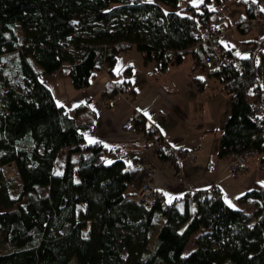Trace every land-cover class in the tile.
Listing matches in <instances>:
<instances>
[{
	"label": "trees",
	"instance_id": "16d2710c",
	"mask_svg": "<svg viewBox=\"0 0 264 264\" xmlns=\"http://www.w3.org/2000/svg\"><path fill=\"white\" fill-rule=\"evenodd\" d=\"M190 1L0 0V57L13 55L3 71L18 70L22 77L19 88L0 82V264H264V184L255 183L240 197L256 203L251 214L201 192L187 193L170 208L156 201L145 209L125 199L137 169L121 159L105 162L123 146L86 142L83 125L41 81L61 73L74 89H82L101 72L98 61L111 67L130 46L144 62L155 61L159 71L177 66L185 55L193 70L206 52V46H194L197 29L215 26L213 10ZM214 1L231 2L242 18L264 11L261 0ZM261 45L264 36L244 58L221 46L220 68L207 75L230 100L219 138L222 154L253 148L264 161V119L256 125L250 116L252 103L258 110L263 103L264 54L259 60L254 56ZM108 75L113 78L110 70ZM194 80L201 87L202 81ZM132 127L157 139L139 115L132 117ZM61 149L66 155L55 173ZM7 163L15 168L9 179L1 168ZM160 218L163 224L148 250ZM192 235L195 247L184 252Z\"/></svg>",
	"mask_w": 264,
	"mask_h": 264
},
{
	"label": "crops",
	"instance_id": "0c3cea01",
	"mask_svg": "<svg viewBox=\"0 0 264 264\" xmlns=\"http://www.w3.org/2000/svg\"><path fill=\"white\" fill-rule=\"evenodd\" d=\"M185 56L177 66L159 71L155 61L144 62L134 46L119 52L110 71L116 82L126 86V91L109 106L102 105V100L112 94L110 80L103 72L78 90L61 73L41 76V81L54 101L73 115L77 124L83 125L80 133L86 142L123 146L122 151L107 159H121L128 168L137 169L136 177L128 185V195L134 194L142 182L168 200L213 188L228 208L249 214L256 203L240 197L255 183L264 184V161L255 154L245 160L244 169L236 178L226 174L219 138L229 116L230 100L216 78L196 67L192 70L191 57ZM194 78L202 81L201 87ZM134 115L142 118L144 126L154 131L152 138L164 143L167 149L182 148L193 157H160L144 144L142 133L134 131ZM259 115L264 119V102ZM56 158L55 173L62 167L61 164L56 169ZM163 221L160 218L152 230L148 250L153 248ZM194 247L187 249L186 243L184 252Z\"/></svg>",
	"mask_w": 264,
	"mask_h": 264
},
{
	"label": "built area",
	"instance_id": "2783aa9c",
	"mask_svg": "<svg viewBox=\"0 0 264 264\" xmlns=\"http://www.w3.org/2000/svg\"><path fill=\"white\" fill-rule=\"evenodd\" d=\"M190 1V0H185ZM261 6L264 8V0L259 1ZM264 23V11L255 14L251 18H241L239 21L234 23L230 28H236L238 30H243L247 26L249 28L257 26L259 24ZM226 27L223 23L215 26L214 28H211L208 32L203 33L202 29H198L197 32V42L194 44L195 47H202L206 46V52H203L202 62L201 64L196 66V69L202 71L205 74L213 73L216 70H219L220 68V62H221V53H222V47L215 41L216 35H218L217 31L224 30ZM99 70L106 74L110 80V85L112 88V94L104 98L102 100L103 106H109L110 103L114 102L118 97H120L125 91L126 86L122 83L116 82L113 78L109 77L108 72L110 70V67L107 66L103 61H98L96 63ZM236 71H240L241 66L239 65L238 61H234L233 64ZM260 101L264 102V90L260 92ZM257 102H253L251 105V108L254 109V111L251 113V118L254 120L256 125L261 124V117L259 115V110L257 108ZM262 125V124H261ZM255 135H251V139L254 138ZM261 136L263 137L264 134L261 133ZM143 142L145 145L150 146L152 149L156 150L158 154L172 155L174 158L184 157L191 159L193 156L188 150H184L182 148H172L167 149L164 146V143L160 142L158 139H147L145 136H143ZM222 149H224L222 147ZM257 154L256 149L253 148H243L239 152H226L224 153V157L226 159V165H225V172L227 175H229L232 178H236L244 169V162L245 160L250 157ZM6 167H12L13 174L15 173V168L12 163H7L1 166L3 168V173L5 178L9 179V174L4 170ZM212 196L216 197L217 193L213 188H210L206 190L205 192L201 193V196ZM126 200L133 201L136 204L140 205L141 207L145 209H150L156 201H159L163 204L165 208H170L173 204L180 202L182 199L177 198L173 200H168L164 198L160 193H155L150 186L146 182H142L137 189V191L134 194L128 195L125 197Z\"/></svg>",
	"mask_w": 264,
	"mask_h": 264
},
{
	"label": "rangeland",
	"instance_id": "374dc122",
	"mask_svg": "<svg viewBox=\"0 0 264 264\" xmlns=\"http://www.w3.org/2000/svg\"><path fill=\"white\" fill-rule=\"evenodd\" d=\"M190 2L192 4L204 2L206 6L210 8V10H213V13L211 15V21L213 25L217 26L223 23L226 26L223 27L225 28L224 30H221L219 32L217 31L218 41L225 48L232 47L235 56L238 58L247 57L252 49L253 44L259 42L260 39H262V37L264 36V26L261 24H259L258 26L251 27L246 34H242L236 28H230L234 23H236L243 17L242 10L240 8L235 7L234 4H232L231 2L230 3L225 2L223 6L216 5L214 0H191ZM202 32L205 33L206 31L202 30ZM261 54H264V45H261L260 47L255 49L254 51L255 59L259 60ZM0 58H1L0 68L2 67V71L0 72V82L5 81V85L14 88H19L20 83L22 82V77L20 76L19 71L18 70H13L9 72L7 71L8 70L7 68H9L13 63V55H3ZM187 60H188V56H185L184 59L185 65ZM4 66H7V68L5 67L6 68L5 71H3ZM65 78L67 79L66 76ZM67 81H69V79H67ZM61 150L62 151L58 153L55 161L56 169L60 167L66 155V149H61ZM105 162L108 163L109 159L106 158ZM12 169H13L12 167H6L4 172L6 171L9 174V176H11L13 174ZM13 176L14 174L9 178H12ZM13 191H15V184H12V192ZM41 193L44 194L45 189H43ZM193 209H195V204L193 205ZM254 210L255 209L251 210L249 214H251ZM194 245H195V235H192L188 239L187 249L190 246L192 247ZM2 246L3 245L0 241V249L3 248ZM147 248H150V244L149 245L147 244Z\"/></svg>",
	"mask_w": 264,
	"mask_h": 264
},
{
	"label": "bare ground",
	"instance_id": "6f19581e",
	"mask_svg": "<svg viewBox=\"0 0 264 264\" xmlns=\"http://www.w3.org/2000/svg\"><path fill=\"white\" fill-rule=\"evenodd\" d=\"M258 26V25H257ZM246 29V28H245ZM198 30V29H197ZM203 30V29H202ZM219 32V31H218ZM218 36H216L215 40L217 39ZM218 42V41H217ZM222 58V57H221ZM234 58V57H233ZM234 62V61H233ZM154 206V205H153Z\"/></svg>",
	"mask_w": 264,
	"mask_h": 264
},
{
	"label": "snow or ice",
	"instance_id": "6c2138e0",
	"mask_svg": "<svg viewBox=\"0 0 264 264\" xmlns=\"http://www.w3.org/2000/svg\"><path fill=\"white\" fill-rule=\"evenodd\" d=\"M109 163H111V161H109Z\"/></svg>",
	"mask_w": 264,
	"mask_h": 264
}]
</instances>
